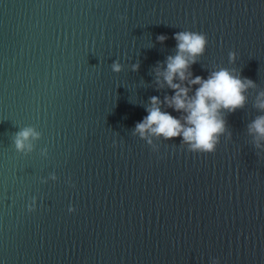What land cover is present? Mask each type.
I'll return each mask as SVG.
<instances>
[{
    "label": "water",
    "instance_id": "water-1",
    "mask_svg": "<svg viewBox=\"0 0 264 264\" xmlns=\"http://www.w3.org/2000/svg\"><path fill=\"white\" fill-rule=\"evenodd\" d=\"M179 31L208 39L189 99L254 82L213 153L136 131L152 97L184 123L157 75ZM262 93L264 0H0V264H264Z\"/></svg>",
    "mask_w": 264,
    "mask_h": 264
},
{
    "label": "clouds",
    "instance_id": "clouds-1",
    "mask_svg": "<svg viewBox=\"0 0 264 264\" xmlns=\"http://www.w3.org/2000/svg\"><path fill=\"white\" fill-rule=\"evenodd\" d=\"M177 41V54L167 58V67L162 73L157 69V75L163 76L168 86L175 90V95L166 102L169 107L176 111L183 110L187 113L184 123L180 119L167 112H162L158 106V97L151 98L152 107L148 109L147 117L136 124V131L144 136L146 131L156 135H162L166 140L182 137V142L189 146L194 153H213L218 143V137L225 130V120L220 115L221 109L235 111L242 107L245 101L243 92L254 86V82L247 78H239L227 69L213 72L207 80L196 76L191 80V84H198L195 98H188V88L174 84L173 79L179 76L181 81L187 79L185 71L190 64H195L196 57L205 51L208 39L206 34L194 31H179L174 34ZM163 41L165 36H159ZM230 60H235V53H230ZM112 70L116 73L121 71V64L113 62ZM138 68V65L135 66ZM159 82V81H158ZM264 96V93L261 94ZM258 107L264 108V99L259 100ZM258 134L264 136V116L258 117L250 126ZM37 134L31 128L19 131L14 143L17 150L25 148V142L29 137ZM31 149V145H28ZM31 211V209H29ZM75 209L69 207V212Z\"/></svg>",
    "mask_w": 264,
    "mask_h": 264
}]
</instances>
